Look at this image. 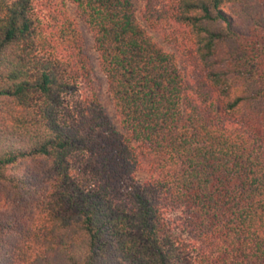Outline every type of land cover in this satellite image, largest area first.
Masks as SVG:
<instances>
[{
  "label": "trees",
  "instance_id": "1",
  "mask_svg": "<svg viewBox=\"0 0 264 264\" xmlns=\"http://www.w3.org/2000/svg\"><path fill=\"white\" fill-rule=\"evenodd\" d=\"M65 1L119 128L93 88L68 103L91 81L75 22L0 0V264H264V0H169L183 67L132 0Z\"/></svg>",
  "mask_w": 264,
  "mask_h": 264
},
{
  "label": "rangeland",
  "instance_id": "2",
  "mask_svg": "<svg viewBox=\"0 0 264 264\" xmlns=\"http://www.w3.org/2000/svg\"><path fill=\"white\" fill-rule=\"evenodd\" d=\"M136 9L137 17L140 23L148 30L152 37L160 43L165 50L172 52L178 59L179 64L183 67L186 59L190 56V38L187 27L176 22L172 17V10L169 9V0H132ZM33 12L41 23L46 26H54L57 23V17L65 12L72 19L84 35L85 52L91 68V81L79 84L80 90L67 96L68 103L75 105L83 96L89 94V89H94L98 96L99 102L104 111L109 116L112 123L119 128L116 112L114 109L112 97L108 91L107 80L100 69L98 53L94 48L93 35L87 27L85 21L80 18L76 12L75 5L70 1H65L62 5L60 0H31ZM185 66V65H184ZM87 85V86H86ZM82 155H76L73 159L74 167L78 171V166H84L86 160L81 158ZM86 158V156H82ZM148 172L138 171L136 176L143 179L148 176ZM88 176V175H87ZM127 186L123 188L126 192ZM124 192L122 193L124 195ZM167 218L174 220L178 216H184L180 210L169 206L166 210Z\"/></svg>",
  "mask_w": 264,
  "mask_h": 264
}]
</instances>
